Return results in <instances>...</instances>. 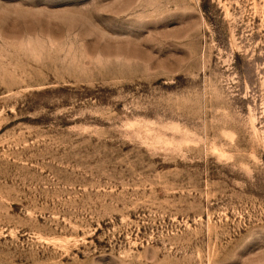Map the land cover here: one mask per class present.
Returning <instances> with one entry per match:
<instances>
[{
    "label": "rangeland",
    "instance_id": "obj_1",
    "mask_svg": "<svg viewBox=\"0 0 264 264\" xmlns=\"http://www.w3.org/2000/svg\"><path fill=\"white\" fill-rule=\"evenodd\" d=\"M0 264H264V0H0Z\"/></svg>",
    "mask_w": 264,
    "mask_h": 264
}]
</instances>
